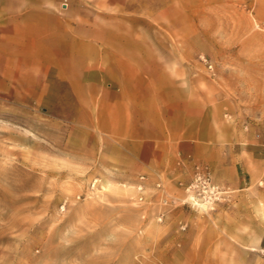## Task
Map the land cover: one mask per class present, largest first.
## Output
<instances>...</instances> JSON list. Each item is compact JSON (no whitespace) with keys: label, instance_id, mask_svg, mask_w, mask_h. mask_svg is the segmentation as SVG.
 <instances>
[{"label":"rangeland","instance_id":"rangeland-1","mask_svg":"<svg viewBox=\"0 0 264 264\" xmlns=\"http://www.w3.org/2000/svg\"><path fill=\"white\" fill-rule=\"evenodd\" d=\"M203 3L182 31L189 79L224 92L226 120L264 154V0ZM47 105L19 86L0 90V264H264L259 179L237 197L190 158L183 175L123 182L102 157L115 151ZM195 165L217 199L185 190Z\"/></svg>","mask_w":264,"mask_h":264},{"label":"crops","instance_id":"crops-1","mask_svg":"<svg viewBox=\"0 0 264 264\" xmlns=\"http://www.w3.org/2000/svg\"><path fill=\"white\" fill-rule=\"evenodd\" d=\"M203 1L0 0V90L19 86L98 137L123 182L183 175L193 158L237 197L259 179L264 201L263 151L226 120L225 93L184 65L182 31Z\"/></svg>","mask_w":264,"mask_h":264},{"label":"built area","instance_id":"built-area-1","mask_svg":"<svg viewBox=\"0 0 264 264\" xmlns=\"http://www.w3.org/2000/svg\"><path fill=\"white\" fill-rule=\"evenodd\" d=\"M192 182L185 187L187 192L193 193L194 200H214L219 197L221 190L211 178V174L206 167L195 165Z\"/></svg>","mask_w":264,"mask_h":264}]
</instances>
